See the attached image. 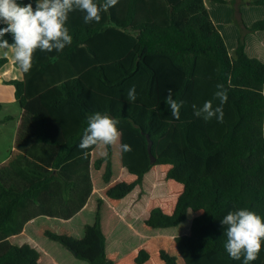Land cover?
Instances as JSON below:
<instances>
[{
    "label": "trees",
    "instance_id": "trees-1",
    "mask_svg": "<svg viewBox=\"0 0 264 264\" xmlns=\"http://www.w3.org/2000/svg\"><path fill=\"white\" fill-rule=\"evenodd\" d=\"M28 2L18 0L22 4ZM31 2L35 7V0ZM250 3L264 6V0H250ZM237 6L234 4L235 11ZM101 15L99 23L86 24L84 13H70L67 26L73 37L72 44L62 52L47 53L37 49L29 73L21 71L22 76L5 79L15 87V97L23 107L31 98L56 84L59 92L49 104L59 110L77 107L81 121L65 141H58L48 136L40 110L27 107L22 111L13 154L0 164V264H39L37 257L23 253L8 236L20 232L28 220L40 214L67 219L77 213L93 190L92 170L102 168L106 195L119 199L141 184L144 174L155 164L169 165L166 178L183 184V190L171 214L154 207L146 224L156 230L168 229L183 222L188 211L199 212L190 221V231L196 235L187 240L190 250L197 255L216 253L223 259L233 260L224 248V233L206 235V231L214 228L230 207L234 210L248 208L264 217V95L260 94L264 90V60L247 53L244 37L247 31L264 30V17L251 25H243L240 21L241 36L230 54L205 0H119L115 7ZM4 26L0 24V27ZM5 39L12 43L11 34ZM135 47L138 50L134 64L127 68L121 60ZM149 55L168 57L184 74L180 86L172 92L177 102L184 100L191 85L197 57L218 63L216 76L227 90L234 116L216 141L201 130L196 133L199 144L194 146L189 142L186 127L183 137L187 148L201 157L222 154L218 169L222 180L212 173H202L193 182L191 175L182 171L187 165L184 158L164 155L151 162L147 152L146 161L140 168L126 167L128 173L135 175L134 179L109 185L119 172L113 147L105 149L102 146L93 156L88 152L87 158L83 154L70 158L87 127V117L95 112L129 123L143 138L146 151V136L150 135L155 153L158 141L169 130V123L161 120L170 114L167 96L154 107L135 102L119 105L113 98L92 106L83 98L85 85L80 77L82 72L92 68L96 77L115 86L142 65L149 73L146 89L149 97L154 83V71L145 63ZM9 62V57L0 56V74ZM108 63L120 71L118 78L110 79L106 75L102 65ZM2 107L0 102V109ZM105 150L107 157L101 155ZM102 206L103 199L98 197L94 222L84 225L81 237L48 229L45 234L90 264H115L106 251ZM162 252L166 257L165 264H176L170 255ZM148 258L146 249L141 248L136 263L141 264ZM259 262L264 264V241L259 258L251 264Z\"/></svg>",
    "mask_w": 264,
    "mask_h": 264
},
{
    "label": "crops",
    "instance_id": "crops-1",
    "mask_svg": "<svg viewBox=\"0 0 264 264\" xmlns=\"http://www.w3.org/2000/svg\"><path fill=\"white\" fill-rule=\"evenodd\" d=\"M205 3L210 11V14H211V17L214 23L219 28V30L221 31L225 39V42H226V45H227V48L230 54L234 52L235 48L238 45L240 36H241L240 21H242L243 25H251L254 21L264 17V6L259 5V4H251L250 0H227L225 2L216 1V0H205ZM234 4L238 5L237 6L238 8L236 11L234 10ZM244 37H245V49L247 53L250 56L257 57L261 60H264V30L247 31ZM9 50L12 56L11 57L12 68L10 70L3 69V71L0 74V76L3 79H4V76H6V74L9 75L10 77L22 76V72L20 68L18 67L17 62L14 59V49H9ZM137 50H138V47H135L130 53L135 52L136 54ZM128 55L121 60L122 63L124 59L128 57ZM150 56H157L159 61L163 60V63L160 64L162 67H164L167 64L168 62L167 60H170L168 57L161 56V55H149V56H146V58ZM210 61L211 60H208L203 57H197L195 73H194L191 85L184 96V98L185 97L189 98L188 99L189 100V108H188L189 114L183 116L180 119H176V120L169 118L171 115H166L169 117L165 116L161 118V120L167 121L170 127L171 126L175 127L174 133L180 134L182 140H184L183 132L179 130V126L183 122L194 121L198 119L193 114L192 106L194 104L197 106L200 105V102L202 100V92H200V90L208 93L207 85H208L209 78L206 75V70L209 68V64H210V67H214L212 63H209ZM103 65H106V64H103ZM151 68L154 71V83H153L151 93L149 94V96L152 95L154 88H157L158 90H161L162 92H165L169 88L168 84L165 85L163 83H160L161 82V73H160L161 68H158V69L154 67H151ZM84 72H82L80 75L82 80H83ZM217 72H218V65H217ZM135 73L127 79L132 78L135 75ZM179 76H180V84H181L184 74L182 73ZM121 84H118V85H121ZM3 86L5 87L8 85H5V84L1 85L0 83V88L3 89L4 88ZM53 87H56L59 92V88L57 87L56 84H54L50 86L49 88L45 89L44 91L40 92L33 98H31L28 101L27 106L23 107L19 103V101L16 99L15 87L12 85L11 95L13 97H11L9 100L17 101L18 104L20 105V110L15 117L6 115L0 119V124H5V122L11 119L16 121L13 134H12L13 144L11 148L6 153H1V149H0V164L7 161L13 154V151L15 149L14 139H15V135H16V131H17V127L20 121V115L22 111L27 107L33 110L42 111L43 107L47 106V103H49V100L52 99L58 92L52 98H50L48 102L45 99L36 101V102H34V100H37L38 97L41 98L44 95V93H46L47 90ZM177 88H175L174 90H176ZM85 89H86V86H85ZM174 90H172V92ZM118 99H121V101H124L125 103H133V102H129L127 100V96H124L123 94H120V96H118ZM138 99L139 98L136 99L135 103L143 104L142 100H138ZM161 99H162L161 97L157 98L150 107H154ZM9 100H5V96H3L2 93H0V102L3 104L2 108L5 107V103H6L5 101H9ZM68 107H74V106H68ZM230 108L231 107L229 105L226 106L228 113L230 112L229 111ZM183 110H184V106H183ZM183 110L181 112H183ZM225 114H226V111H224V116H226ZM80 121H81V118H80ZM44 122H45V128H46V132L48 136L58 141H65L79 127L78 126L75 130H72V132H69L67 134L65 125L62 122H59V120L56 121L55 123H51V125L49 126L48 125L46 126L45 118H44ZM127 126L128 125L124 122H120L118 125L119 130L121 132V139H120L119 144H117V146L114 147V161H115V165L118 168L119 172L117 176L114 178V180L109 185L114 184L115 182H118L121 180L134 179L135 175L128 173L126 171V167L128 165H133L136 168H140L142 165H144L145 159L147 158L146 155H144V153L143 154L141 153V159H144V163L142 165L135 164L133 160L130 162H126V152L122 150V145L127 144L131 146L130 144L131 140H135L137 143L139 142L140 144L139 149L141 150V152L142 150H144L145 153L147 152L144 146L143 138L139 135V133L135 129H133L132 126H129L130 129L127 128ZM213 126L214 124L210 126V130H209L210 136L214 133L216 134L218 131L220 132L221 135H223V132L225 131V129H222L220 123L215 125L216 127L215 129ZM208 127L209 125L206 123L205 129L207 130ZM169 131L170 130H168L166 135H168ZM202 131H205V130H202ZM174 133L170 135L171 136L170 140L172 141V143H174V140H175ZM162 138L158 141L157 146H156L157 148H159V152L158 154H156L157 156H162L161 153L165 152L167 149V146H166L167 144L164 146L161 143ZM80 141L77 144H79ZM77 144L74 146V148L77 146ZM101 147L102 146H100L99 148ZM99 148L89 149L88 152H90L91 155L93 156L95 154L96 149H99ZM72 151L70 153V158H75L83 154L81 150H78L77 153L75 154H72ZM131 158L133 159V156H131ZM222 160H223V157H222ZM165 166L166 167H164V170L162 171L161 176L167 179L166 171L168 170L169 165H165ZM155 168L156 169L159 168V165L158 164L153 165L144 174L142 183L136 185L127 195L119 199L111 198L106 195L105 191H106L107 185L104 186L103 181L101 179L102 168L97 170V180H95V170H92L91 174H92V179H93V190L87 202L77 213H75L73 216L67 219L62 218V217H57V216H50L47 214L37 215L31 218L30 220H28L24 224L20 232H14L10 234L8 238L11 241H13L15 244H17L23 253L32 254L35 257H37L39 264H90L87 261L77 258L70 250H68L58 240H55L47 236L45 234V230L48 229V230H51L57 233L66 232L69 234H73L77 237L83 236L84 225L86 223L94 222L95 213H96V199L100 197L103 199L102 229L106 236V251H107L108 256L115 262V264H130V260L132 258L134 259V262L131 261V264H137L136 263L137 252L139 251V249L144 248L148 252L149 258L142 264H157V261L154 257L155 255H157L156 254L157 252L162 253L163 246L159 245L158 247L154 248L152 244L153 240L155 238H161L165 236H169L170 238H175L176 236L173 233L167 234L165 232L153 231L152 227L146 224L145 220L149 217L150 211L154 207H160L163 209V211H166L165 208H168L167 211L173 212L176 200L179 194L183 190V184L167 186V188L165 189V192L164 193L161 192V188H160L161 185L159 182L160 181L159 171H156V174H154L150 183L149 182L147 183L146 181L147 175L149 176L150 172H152ZM212 169H213V166H210V163H208L207 167L203 168V170L199 168L198 172L207 171L208 173ZM89 208H91V212H93V214H89L87 217H83L79 224L76 223L78 225L75 228L73 227L63 228L62 226L61 228L58 226L55 228H48L49 226H47L46 224L48 221H51V220H55L56 222H59L62 224L68 223V222L72 223L77 217L82 216L85 210Z\"/></svg>",
    "mask_w": 264,
    "mask_h": 264
},
{
    "label": "rangeland",
    "instance_id": "rangeland-1",
    "mask_svg": "<svg viewBox=\"0 0 264 264\" xmlns=\"http://www.w3.org/2000/svg\"><path fill=\"white\" fill-rule=\"evenodd\" d=\"M0 56H7L10 59V62L7 66H5L4 69L6 70H10L12 68L11 66V54H10V50H5V49H0ZM134 59H135V52L130 53L128 55V57L126 59H124L123 64L125 65V67L127 68H131L132 65L134 64ZM167 64L162 67L160 64L163 63V60L159 61L157 56H150L147 57L145 62L150 65L151 67H154L156 69L161 68L160 69V73H161V82L165 85H169V88L165 91L162 92L161 90H158L157 88H154L153 93L151 96H146V89H147V82L149 80V73L146 71V69L144 68V66H140L138 71L135 73V75L130 78L125 80L121 85H115V86H109L107 84H105L102 80H100L98 77H96L94 75L93 69H87L84 72L83 75V81L85 83L86 89L83 93V98L92 106L98 104V103H102L105 100H107L108 98H113L115 99L119 105H123L125 104L124 101H121V99H118V96H120V94H123L124 96H127V92L130 88H132L133 86L136 89V95L137 98H139L138 100H142L143 104L147 107L151 106L153 104V102L161 97L164 98L168 95V90H174L175 88L180 86V76L182 74L181 71H179L170 60H167ZM209 63H212L214 65V67H210L209 64V68L206 70V75L209 78L208 81V93L205 91H201L202 92V100L200 102L199 106H202L203 103L207 100H212L213 99V94L216 91V85L218 83H220V81L217 79L216 76V72H217V62L215 61H210ZM102 68L104 69L106 75L110 78V79H116L120 76V71L117 70L114 65L112 63L110 64H106V65H102ZM10 76L6 74V76H4V79L1 83V85L5 84L8 86H3L4 88H0V93H2L3 96H5V100H9L11 97H13L11 95V89H12V84L5 82L6 78H9ZM3 83V84H2ZM58 92V89L56 87H53L49 90L46 91V93H44V95L41 98H37V100H34V102L36 101H40V100H48L50 98H52L56 93ZM189 98L185 97L183 100V106H184V110L183 112H180V118H182L183 116L189 114ZM5 107L2 108L0 110V119L3 118L6 115H10L12 117H15L19 110H20V105L18 104L17 101H5ZM214 106L217 105L219 103L218 100H214L213 101ZM127 104V103H126ZM230 105L229 101H227L226 104L223 105V109L224 111H226V116H224V121L223 123H220L222 129L226 128V122L228 120H231L234 116V112L232 110V108L229 109V113L227 112L226 106ZM198 106V107H199ZM226 109V110H225ZM45 120H46V126L51 125V123H55L56 121L59 120V122H62L65 127H66V133L68 134L69 132H72V130H75L79 124H80V116H79V112H78V108L77 107H68L64 110H59L57 108H55L54 106L50 105L49 103H47V106L43 107V110L41 111ZM170 115V114H168ZM169 117V116H166ZM169 118H172L173 120H176L175 118H173L172 116H170ZM179 118V119H180ZM16 121L11 119L8 120L7 122H5V124H0V149H1V153H6L12 146L13 144V138H12V134H13V130H14V126H15ZM206 123L209 125L208 129H205V125ZM219 122H217L215 119L211 120V121H205L202 118H198L194 121H186L181 123V125L179 126V130L184 132V127L187 128L188 131V139L189 142L196 146L198 145V141L196 139V133L198 131L201 130H205L204 132L210 136L209 134V130H210V126H212L214 124V129L216 128L215 125L218 124ZM128 126L127 128L130 129L129 126H131L129 123H126ZM170 127V126H169ZM177 128V127H176ZM169 133L168 135H166L165 137L162 138V144L165 146H167V149L165 152L161 153V155H169L172 157H177V158H184L186 160V167L184 169H182L183 172L185 173H189L191 175V179L193 180V182L196 181V177L198 175H201L202 173L204 174H208V173H212L214 174L219 180H222V177L218 174V169L221 165V159H222V154L218 153L210 158H204L201 157L197 154H195L194 152H192L189 148H187L186 143L184 142V140H182L180 134L174 133L175 132V127H170L169 129ZM174 133V143H172V141L170 140V135ZM182 135V133H181ZM221 134L218 131L216 134H212L210 136V138L212 140H218L221 138ZM144 141V140H143ZM131 144V151L130 152H126V162H130V161H134L135 164L137 165H142L144 163V159H141V153L144 155H146L147 157V152L145 153L144 150L139 149L140 144L139 142L137 143L135 140H131L130 142ZM79 144H77V146L73 149L72 154L77 153L78 150H80V148L78 147ZM145 146V144H144ZM163 148V147H162ZM159 152V148H155V153L158 154ZM131 156H133V159L131 158ZM119 160V158H118ZM146 161V159H145ZM208 163H210V166H213V169L211 171H209L207 173V171H202V172H198V169L200 168L201 170H203V168L208 166ZM159 168H155L152 172H150L149 176L147 175V183L151 181L152 177L154 176V174H156V171H159L160 173V185H161V192H165V189L167 188V186L170 185H180L181 183L173 180V179H165L163 178V176H161L162 171L164 170V167H166L165 165H161L158 164ZM195 171V172H194ZM95 180H97V170H95ZM166 211H164L166 214H171L172 211H167L168 208H165ZM234 208L230 207L229 209H226L224 211V215L215 223V227L214 228H209L206 231V235H212V234H216V232H223L224 233V226L221 224V219L229 212V211H233ZM89 214H93V212H91V208L86 209L85 212L82 214V216L77 217L74 222L72 223H59L56 222L55 220H51L48 221L46 224L47 226H49L48 228H55V227H60L61 226L64 228H69V227H73L75 228L80 222L81 219L83 217H87ZM199 212H195V211H188L187 214V218L181 222L179 225L172 227V228H168V229H162V230H156L154 228L153 231H159V232H165L167 234L173 233L175 234V238H170L169 236H165V237H161V238H155L152 242L153 247H158L159 245L163 246V250L164 252H166L168 255H170L172 257V259L176 262V264H242V261H237V260H227V259H223L221 257H219L216 253H207V254H203V255H197L194 254L188 244H187V240L192 238V237H196V235L194 233H192L190 231V221L192 218H194L196 215H198ZM78 223V224H76ZM54 230V229H53ZM73 235V234H72ZM75 236V235H74ZM163 253V252H162ZM162 253H156L157 255H155V259L157 261V264H165L163 262H165V255ZM138 254V252H137ZM133 259V258H132ZM130 260V264L131 261L134 262L133 260ZM144 263V262H143ZM142 264V263H141ZM258 264H261V262H259Z\"/></svg>",
    "mask_w": 264,
    "mask_h": 264
},
{
    "label": "clouds",
    "instance_id": "clouds-1",
    "mask_svg": "<svg viewBox=\"0 0 264 264\" xmlns=\"http://www.w3.org/2000/svg\"><path fill=\"white\" fill-rule=\"evenodd\" d=\"M119 0H35V7L28 3H18V0H0V49H14V59L24 73H29L33 67L34 53L37 49L51 53L62 52L70 46L73 37L67 26L69 15L79 11L84 13L86 24L99 23L102 12L115 7ZM11 34L12 43L5 37ZM264 95V90L260 91ZM136 89L133 86L127 92V100L135 102ZM219 103L214 106L213 101ZM228 101V93L224 84L218 83L212 100H207L202 106L193 105V114L197 118L219 123L224 121L223 105ZM166 104L170 115L180 118L183 101L177 102L168 90ZM119 121L107 114L95 112L87 117V127L84 130L78 145L85 158L88 150L104 146L115 147L121 139ZM122 150L130 152L131 146L124 144ZM107 157L105 150L101 153ZM226 242L224 248L231 259L242 261V264H251L259 258L264 241V217L248 208L229 211L222 219Z\"/></svg>",
    "mask_w": 264,
    "mask_h": 264
},
{
    "label": "water",
    "instance_id": "water-1",
    "mask_svg": "<svg viewBox=\"0 0 264 264\" xmlns=\"http://www.w3.org/2000/svg\"><path fill=\"white\" fill-rule=\"evenodd\" d=\"M3 78L0 76V81H2ZM147 139V152L150 157V161L154 162L156 160L157 155L153 152L152 147H153V139L150 137V135L146 136Z\"/></svg>",
    "mask_w": 264,
    "mask_h": 264
}]
</instances>
